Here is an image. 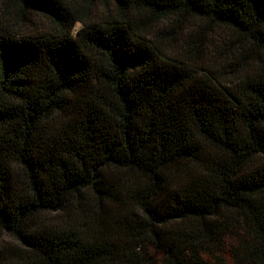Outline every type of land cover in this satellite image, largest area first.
<instances>
[{
  "label": "trees",
  "instance_id": "trees-1",
  "mask_svg": "<svg viewBox=\"0 0 264 264\" xmlns=\"http://www.w3.org/2000/svg\"><path fill=\"white\" fill-rule=\"evenodd\" d=\"M79 1L0 0V264H264V0Z\"/></svg>",
  "mask_w": 264,
  "mask_h": 264
},
{
  "label": "rangeland",
  "instance_id": "rangeland-1",
  "mask_svg": "<svg viewBox=\"0 0 264 264\" xmlns=\"http://www.w3.org/2000/svg\"><path fill=\"white\" fill-rule=\"evenodd\" d=\"M91 1V0H90ZM97 4H101V1L97 0L96 1ZM78 5V8H84L85 10H82V16L85 17L86 15L90 18L93 17V14L95 13V9H92V5L89 4V0H80L79 3H76ZM90 5V6H89ZM91 8V10H93V12L91 13V11L88 9ZM41 19V18H40ZM81 25L77 24V28H80ZM228 258V264H234L233 260H231L229 254L226 255Z\"/></svg>",
  "mask_w": 264,
  "mask_h": 264
}]
</instances>
